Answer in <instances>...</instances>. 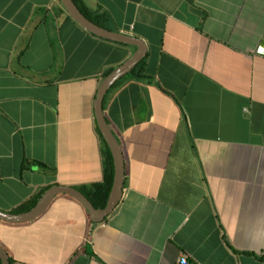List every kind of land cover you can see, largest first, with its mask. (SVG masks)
I'll return each instance as SVG.
<instances>
[{"label": "crops", "instance_id": "0c3cea01", "mask_svg": "<svg viewBox=\"0 0 264 264\" xmlns=\"http://www.w3.org/2000/svg\"><path fill=\"white\" fill-rule=\"evenodd\" d=\"M82 2L146 48L140 76L102 103L122 196L100 223L65 194L30 222L0 221L13 264H264V0ZM134 50L58 0H0V210L102 181L93 101Z\"/></svg>", "mask_w": 264, "mask_h": 264}, {"label": "water", "instance_id": "95a60500", "mask_svg": "<svg viewBox=\"0 0 264 264\" xmlns=\"http://www.w3.org/2000/svg\"><path fill=\"white\" fill-rule=\"evenodd\" d=\"M68 16L81 28L101 39L132 46L134 52L121 64L113 68L101 80L93 101L94 118L99 133L105 141L112 158L113 175L106 204L103 208H94L90 201L76 188L70 186L53 185L45 190L35 205L24 212L12 213L0 210V221L9 224H22L37 218L49 205L52 198L58 194H65L75 199L87 212L90 220L102 222L118 205L124 184V160L120 143L113 135L103 115L102 103L110 88L132 69L145 56L144 42L135 36L103 28L89 20L76 6L73 0H58ZM257 53L264 56V41L258 47ZM0 264H10L5 248L0 245Z\"/></svg>", "mask_w": 264, "mask_h": 264}, {"label": "trees", "instance_id": "16d2710c", "mask_svg": "<svg viewBox=\"0 0 264 264\" xmlns=\"http://www.w3.org/2000/svg\"><path fill=\"white\" fill-rule=\"evenodd\" d=\"M73 1L76 4V6L79 8V10L89 20H91L92 22H94L95 24H97L103 28L109 29V27L107 26V24L105 22L106 19L104 18L103 15H97V14H93L92 12H90L88 10V8L83 4L82 0H73ZM61 8L63 9L62 6H61ZM67 17L69 19H71L68 16V14H67ZM122 45H124V44H122ZM142 64H143V61L140 60L139 63L132 69V71L129 74H126L123 78L140 76L139 69L142 67ZM111 70L112 69L107 70L105 72L104 76L106 74H108ZM97 131H98V128H97ZM98 134H99V137L101 140L102 149H103V157H104L103 158V179L101 182L93 183L90 185H84V186H81L77 189L90 201V203L93 205L94 208H103L106 204L107 196L109 194L110 187H111L112 175H113V165H112V158H111L110 152L108 150V147H107L105 141L103 140L101 134L99 133V131H98ZM36 202H37V200H34L24 207L22 206L17 211H20V212L27 211L31 207H33ZM9 263L13 264L11 257H9Z\"/></svg>", "mask_w": 264, "mask_h": 264}, {"label": "built area", "instance_id": "2783aa9c", "mask_svg": "<svg viewBox=\"0 0 264 264\" xmlns=\"http://www.w3.org/2000/svg\"><path fill=\"white\" fill-rule=\"evenodd\" d=\"M188 260H187V256L185 254H182L179 256L177 263L178 264H187Z\"/></svg>", "mask_w": 264, "mask_h": 264}, {"label": "rangeland", "instance_id": "374dc122", "mask_svg": "<svg viewBox=\"0 0 264 264\" xmlns=\"http://www.w3.org/2000/svg\"><path fill=\"white\" fill-rule=\"evenodd\" d=\"M60 3V2H59Z\"/></svg>", "mask_w": 264, "mask_h": 264}]
</instances>
